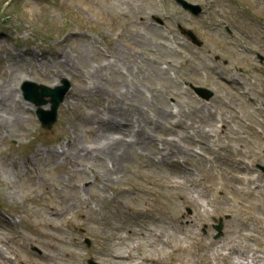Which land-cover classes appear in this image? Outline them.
Wrapping results in <instances>:
<instances>
[{
  "label": "rangeland",
  "instance_id": "374dc122",
  "mask_svg": "<svg viewBox=\"0 0 264 264\" xmlns=\"http://www.w3.org/2000/svg\"><path fill=\"white\" fill-rule=\"evenodd\" d=\"M82 1L91 8L86 9ZM187 1L201 5L202 13L193 16L174 0H0V84L21 104L23 116L16 123L10 122L0 134V253L9 257L5 262L0 256V264H66L68 260L58 254L67 246L86 253L95 246L94 239L101 240L102 235L113 239L123 233L129 245L134 239L142 242L141 236L131 235L132 231L141 226L147 232L145 227L153 221L162 226L170 221L176 226L175 236L168 239L171 244L187 243L193 230L197 237H208L210 241L235 240L249 255L244 260L231 254L235 264H255L252 249H257L258 263L264 264V209L248 205L247 214L240 207L234 208L239 211L235 215L222 211L224 207L214 200V190L217 197L225 198L234 190L229 185H222L221 191L210 188L220 184L221 179L205 178L203 174L209 164L213 173L216 165L235 173L231 161L237 160L243 164L242 170L264 181L259 168L264 166V4L257 6L254 2L245 11L222 0ZM223 21L230 25L231 34L218 26ZM188 29L195 34V41L191 40V32L182 31ZM62 52L72 61L69 70L56 63ZM154 67L172 78L156 76ZM27 80L52 89L69 84L50 129L42 127L36 116L39 109L48 110L50 104L37 109L27 100L23 92L29 86L25 85ZM83 81L100 88V97L85 92L76 97ZM133 86L141 90L136 99L143 104V113L153 116V110L171 109L174 119H184L188 125L191 122L189 131L202 141L207 136V140L179 161L169 157L155 161L159 156L152 161L129 153L119 162L117 176L106 182L109 185L103 183L105 187L93 179L88 166L83 167V174L69 171L68 158L56 157V147L66 149L73 136L80 145L92 146L89 141L94 135L81 118L91 113L101 115L108 107L113 109V96L124 93L118 89L129 93ZM194 87L206 88L210 97L200 98ZM43 100L48 102L50 98L45 96ZM7 114L0 110L1 119ZM222 118L226 122H221ZM146 126L152 128L150 122ZM170 126L173 129L161 125L157 131H150L149 139H178L176 132L180 134L184 126ZM35 146H39L38 152H34ZM208 147L211 150L205 152ZM218 154H225L224 158L217 160ZM27 156L30 165L24 161ZM86 163L94 165L97 161ZM183 174L202 183L193 187L195 191L191 186L188 190ZM168 175L179 189H172ZM229 184L241 186L237 182ZM80 186L85 190L82 195L92 199L110 198L113 193L117 197L111 202L104 200L100 208L96 207L99 211L89 216L77 210ZM181 192L196 198L198 205L182 202ZM156 197L162 200L157 203ZM254 199L258 201L259 196ZM121 201L132 205L125 209ZM68 206L69 211L64 209ZM139 207L158 214V221L150 215H136L134 211ZM205 210L209 215L204 214ZM176 215L181 221H202L197 226L185 225L190 229L186 232L175 222ZM250 215L253 225H242L243 217ZM218 224L222 225L220 235ZM165 238L162 234L161 241ZM112 241L113 248L120 247L114 245L117 240ZM146 243L132 253L150 250ZM191 249L188 246L180 255L190 254ZM176 255L167 254L164 260L186 263L177 261ZM101 260L102 256L87 257L85 263L101 264ZM188 260L187 264H224L211 255L210 249L195 252Z\"/></svg>",
  "mask_w": 264,
  "mask_h": 264
},
{
  "label": "bare ground",
  "instance_id": "6f19581e",
  "mask_svg": "<svg viewBox=\"0 0 264 264\" xmlns=\"http://www.w3.org/2000/svg\"><path fill=\"white\" fill-rule=\"evenodd\" d=\"M80 4L85 5L86 9L88 10L91 8L90 6H88V2L82 1L80 2ZM14 51H16V49ZM58 59L59 60H56V63H59L62 69L69 70L70 67H72V61L70 60L68 54L62 52L60 58ZM109 65L111 66L110 63ZM153 70L156 76H164L162 78H172L171 76L168 77V74L165 70H162L158 67H154ZM92 72H94L92 73V75L96 76L95 70H93ZM2 86H4V84H0V110L8 114L6 116L7 118H0V134H2V129L8 126L10 122L14 121L16 123L17 120L23 119V116L20 114L19 110L22 108L21 104L16 103L18 102L16 101L17 99H15L14 97L11 98L10 91L8 92L4 90ZM118 90L124 91V93H126L127 95H123L124 93L117 95L115 94L113 96V109L111 107H108L106 112L101 115L99 113H91L86 114V116H83L81 118V122L86 121L88 131H91L94 135L93 139L89 141L92 146H89L88 148V146L80 145L79 141L73 136L67 141L66 149H62L61 145L59 147H56V157L63 156L64 158H68L66 160H69V171L79 172L83 174V167L88 166L90 168V172L94 175L93 179L95 181H101V185L105 187L104 184L109 185L106 182L110 183L113 175L117 176V171H119V162L123 161L125 159V156L129 153L132 154L130 156L134 155L137 157H145L146 159H151L152 161H154L156 155L163 154L164 156L167 155V157L169 158H176L177 161H179V159L183 158L185 154L190 150L191 152L195 151V149L193 148L194 146L200 148V143L207 140V136H205L202 141L194 133H191V131H189L188 128L191 129V122L188 125V123H186L184 119H174L171 109H164L162 111L153 110V116H150L147 113H143V104L140 103L138 99H136L137 95L141 93V90L138 87L133 86L129 93L127 92V90ZM99 91L101 92L102 90L95 85L90 86L86 81H83L79 89L75 92V95L76 97H81L85 92L89 96L99 95L100 97ZM13 102L16 104L12 106ZM66 106L69 108L68 104H66ZM121 106H123L124 109H120ZM177 114L180 117L184 116L186 119H188V121H191V118H188V116L181 111H177ZM217 121L226 122L224 118H222L220 121ZM147 122H150L152 124V128H147ZM179 123L184 126V129L182 132H180V134L176 132V134L178 135V139L170 138L167 136H159L158 140H154L153 137L149 139V135H151L150 131H157V129L161 125H165L170 129H173V127L170 125H179ZM194 131L196 132V130ZM115 133H118L121 136H114ZM186 138H188V140H186ZM38 150L39 146H35L34 152H38ZM209 150L211 149H205L204 151L208 152ZM151 152L152 155H150ZM219 155L220 154L215 156L216 159L222 160L225 154L223 156ZM105 158H107V160H105L104 163L102 161ZM90 160L97 161V163L94 165L93 163H86L90 162ZM211 160L213 161V159ZM24 161L28 163V165L32 163L29 156L25 157ZM109 163H111V165H109ZM231 163L235 169V173H233V169L228 170L227 168L219 167L217 165L214 166L216 172L213 173V166L211 164H209L206 170H204L203 172V174H205V178L221 179L220 184H215V186H210V188L216 189V191H221L223 190V187H221L222 185H229V187L234 190L233 194L226 196V198L217 197L214 190L213 194L215 202L219 206L224 207L222 211L229 212L233 215L239 213V211H236L234 209L235 207H240L241 209H243L242 212H244L245 214H247V210L250 209L248 208V205L252 207L255 206L256 209H264V201L260 200V197L264 198V182H262L259 177L258 179H254L253 176H251L247 171L242 170L243 164H241L240 161L232 160ZM93 166H96L97 168L95 169ZM238 170L244 173H238ZM170 179L171 178L168 175L167 181H169L168 183L170 184L172 189H179L180 186L174 185L172 179ZM183 179L185 187L188 190H190L189 186H191L193 189L196 184L202 183L200 179L191 181V179L185 174H183ZM236 182L241 186L238 187L237 185L232 186L229 184ZM257 183L260 186V190L256 193L253 190V187L256 186ZM92 185L93 182L91 186ZM78 189L80 196L78 197L77 210L82 213H87L89 214V216L93 214L94 210L99 211V209L96 207L100 208V203H102L104 200H107V202H111V199H115L117 197L113 193V196L110 198L106 196H100L96 199H92L91 197L89 198V196L82 195V192L85 191L84 188L82 190V187L80 186ZM257 194L259 195V199L258 201L256 200V202H253L255 200L254 198L257 197ZM179 196V198L184 203L186 202L198 205V200L196 198H190L184 192L179 193ZM156 200L158 203L160 200H162V198L156 197ZM121 205L126 209L128 205L132 204L129 202L125 203L124 201H121ZM64 209L69 211L70 207L68 206ZM134 213L140 216L150 215L154 218V220L158 221V216H155L151 212H149L148 207H139L136 209V211H134ZM209 213L210 212L208 210L204 211V214L206 215H209ZM262 213L263 212H260V215H262ZM223 215H226V213H223ZM249 218H253V216L250 215ZM243 219H245L246 221H243L241 223L242 225L248 222L247 217H243ZM261 220L263 224L262 232H264V217H261ZM201 221L202 218L201 220L198 219L197 222H194L193 220L190 222H187L185 220L181 221V217L177 215L175 216V222L181 224L182 227H184L185 225L197 226L201 223ZM169 222L170 221H164V226H162V224L159 225L157 224L158 222L153 221L150 225H147L145 227L147 232H145L144 229L142 231L140 228L141 226H138L137 229L132 231L131 235L136 234L138 236H141L142 242H139L138 239H134L135 242L129 245V240L126 237L127 235L123 233L113 238L115 241L117 240L114 245L120 246L119 248H113V239L108 236L102 235L101 240L96 241V239H94L95 246H92L89 250H87L86 253L78 251L77 249H71L67 246L65 249L61 250L60 254L58 255L59 257L62 256L64 260H68L66 264H86L85 260L87 257L96 256H102L101 264H174V262L164 260L167 254H172L173 257L178 254L176 260L186 261V263H184L187 264V260L189 259L190 255L191 259H193L195 256V252H198L199 254V252L201 251L202 253L204 249H210L211 255H214V257H219V259L222 260L224 264H235L236 261L230 259L231 254H236L238 257L244 258V260L249 258V255H247L245 251L240 248L235 240L230 239L229 242H223L222 240L210 241L208 237H197L196 233L193 230H191V238H189L187 243L173 242L171 244L168 239L175 236L174 233L177 229L176 226L169 224ZM177 223L176 225H178ZM142 226H144L143 223ZM183 229H185L186 232L190 230L187 227H184ZM162 234L166 236L167 239L165 238L163 241H161ZM244 236L247 237L248 234L245 233ZM144 242H147L146 246L150 250H148L147 252L139 253L138 255L133 254L132 251H139L142 246L141 244H144ZM158 242H160L161 246ZM188 246H192L191 253L186 256H181L180 254L184 253L187 250ZM124 249H126V251ZM57 251L58 250L52 245V252L56 253ZM251 251L253 254L252 260H254L255 264H259V255H257V249H252ZM0 256L5 262H9V257L5 255L2 256V253H0ZM53 257L54 256H51V258ZM245 264L248 263L246 262Z\"/></svg>",
  "mask_w": 264,
  "mask_h": 264
},
{
  "label": "water",
  "instance_id": "95a60500",
  "mask_svg": "<svg viewBox=\"0 0 264 264\" xmlns=\"http://www.w3.org/2000/svg\"><path fill=\"white\" fill-rule=\"evenodd\" d=\"M33 88L35 89H27L25 91V95L28 99L35 102L37 105H41L44 103L43 96H50L51 99V109L47 112L39 111L40 112V118L42 120V123L46 127H50L51 124L55 121L56 118V109L59 105V103L63 100V96L65 91L67 90V84H65L63 87L57 88L55 90H52L50 88H47L45 86H40L42 88V91L38 93L36 91L35 84H31Z\"/></svg>",
  "mask_w": 264,
  "mask_h": 264
},
{
  "label": "flooded vegetation",
  "instance_id": "af4514ba",
  "mask_svg": "<svg viewBox=\"0 0 264 264\" xmlns=\"http://www.w3.org/2000/svg\"><path fill=\"white\" fill-rule=\"evenodd\" d=\"M242 1H244V3L248 6V8H251V6H253L252 3H254V2L257 6L264 4V0H250V1L242 0Z\"/></svg>",
  "mask_w": 264,
  "mask_h": 264
}]
</instances>
